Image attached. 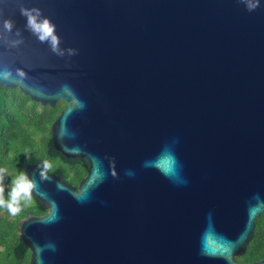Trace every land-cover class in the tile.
I'll return each mask as SVG.
<instances>
[{
    "label": "water",
    "instance_id": "95a60500",
    "mask_svg": "<svg viewBox=\"0 0 264 264\" xmlns=\"http://www.w3.org/2000/svg\"><path fill=\"white\" fill-rule=\"evenodd\" d=\"M7 17L24 39L0 40V87L66 102L53 147L88 163L78 187L24 166L47 209L18 221L31 264H264L235 259L264 214V0H0Z\"/></svg>",
    "mask_w": 264,
    "mask_h": 264
},
{
    "label": "trees",
    "instance_id": "16d2710c",
    "mask_svg": "<svg viewBox=\"0 0 264 264\" xmlns=\"http://www.w3.org/2000/svg\"><path fill=\"white\" fill-rule=\"evenodd\" d=\"M65 105L64 101L53 107L42 105L17 88L0 87V167L8 169L2 182L5 195L13 178L25 165H42L44 160L52 165L47 172L65 182L78 187L83 181L87 174V161L66 158L52 144L50 126ZM46 212L47 209L34 196L16 215L0 208V264H31L30 250L19 236L18 221L28 214L42 215ZM235 259L240 262L264 259V214L256 218L254 235L245 252Z\"/></svg>",
    "mask_w": 264,
    "mask_h": 264
},
{
    "label": "clouds",
    "instance_id": "9594fccd",
    "mask_svg": "<svg viewBox=\"0 0 264 264\" xmlns=\"http://www.w3.org/2000/svg\"><path fill=\"white\" fill-rule=\"evenodd\" d=\"M262 0H244V3L249 10L256 8ZM21 13L27 17V27L37 35L41 41H47L51 44L53 51L58 55H74L75 48H64L59 46V38L56 34L55 24L46 16L43 15L39 7L21 6ZM15 21L11 17H7L0 25V40L8 42L9 46H18L23 42L22 30L15 28ZM23 74V69H18ZM13 69L0 68V80H8L12 77ZM40 167V174L42 177L47 176V171L52 167L51 162L44 160ZM8 173L6 167H0V208H6L9 213L16 215L21 212L23 206L29 203L33 197L35 188V177L28 171H20L12 180L10 189L7 195L4 194L3 179L5 174Z\"/></svg>",
    "mask_w": 264,
    "mask_h": 264
}]
</instances>
